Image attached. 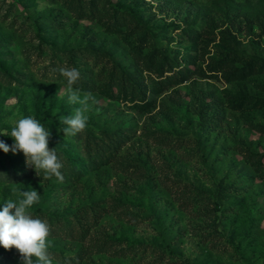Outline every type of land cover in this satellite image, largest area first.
<instances>
[{"label": "rangeland", "instance_id": "rangeland-1", "mask_svg": "<svg viewBox=\"0 0 264 264\" xmlns=\"http://www.w3.org/2000/svg\"><path fill=\"white\" fill-rule=\"evenodd\" d=\"M112 1L134 13L157 46L193 69L201 66L210 72L211 58L223 44L216 40L208 51H196L181 40L180 31L189 24L197 28L209 24L218 31L228 26L239 48L264 56V29L230 20L233 13H224L229 8L224 2L214 7L203 0L205 4L198 9L197 4L185 1L162 9L163 0ZM54 19L62 25H54ZM87 27L97 33L94 41ZM129 45L108 34L97 20L77 19L62 0H0V134H10L18 119L31 116L49 130V141L82 170L79 181L68 178L61 183L54 176L40 180L35 169L26 166L22 152L0 150L4 170L0 171V209L28 190L40 195L29 211L34 217L45 214L47 222L70 218L97 201L108 208L84 245L49 236L53 264H59V256L74 255L99 238L115 241V249L88 254L82 264H264V179L242 153H264V107L239 109L230 99L234 96L237 101L243 90L264 97L260 85L264 74L252 81L228 83L221 75L194 73L185 83L158 93L151 76L143 71L135 76L139 84L153 88L149 94L154 104L140 111L131 101L92 88L102 82L98 74L107 72L111 63L127 73L138 71ZM86 46L99 51L105 61L85 52L84 57H71L72 50L83 51ZM188 56L196 58V65ZM73 67L80 72L73 87L80 89L81 99L91 93L96 103L89 101L85 130L65 137L66 125L60 117L71 116L80 105L69 102L66 79L59 70ZM211 117L220 121L213 118L216 122L211 123ZM255 124H262V129ZM103 131L106 135L123 133L130 140L121 148L118 162L92 171L83 140L86 134L101 138ZM162 134L186 139V145L161 144L156 137ZM0 141L10 148L14 144L11 136L0 135ZM184 183L202 192L208 208L202 201L193 203L195 208L179 205L182 193L177 189ZM192 194L189 197L197 199L196 191ZM115 203L121 205L113 207ZM216 204L215 213L204 215L203 210H212ZM214 221L221 230L216 243L209 238ZM0 264H21L18 251L0 246Z\"/></svg>", "mask_w": 264, "mask_h": 264}, {"label": "trees", "instance_id": "trees-1", "mask_svg": "<svg viewBox=\"0 0 264 264\" xmlns=\"http://www.w3.org/2000/svg\"><path fill=\"white\" fill-rule=\"evenodd\" d=\"M62 1L67 10L77 19L97 20L101 28L108 34L129 41V47L135 60L134 66L138 71L127 73L118 64L111 63L109 64L110 66L107 72H100L98 74V78L101 79L102 82L94 83L92 88L104 93L108 97H118L121 98L122 101H131L140 111H146L154 104V98L150 97L151 91H154L153 88L150 89L137 82L139 78L135 75H139L143 71H147L151 76L153 82L152 85L155 86L154 89H157L158 93L185 83L194 73L213 78H220L221 75V77L228 83L234 81H252L256 76L264 74V56L255 55L245 49L239 48L237 36L228 26L218 31L216 28H212L209 24L202 28H197L196 26L189 24L180 31L181 40L189 42L196 51H208V46L216 40H220L223 44V46L219 45L217 56L211 58L212 61L208 66V71L210 72H207L201 66H197L193 69L190 65L183 64L179 59L174 58L173 55L168 54L162 48L157 46L149 31L137 16L125 8H121L119 4L112 0ZM185 1L187 3L191 2L197 4L198 6H195V8L198 7V9L205 4H201L203 0H163L159 5L162 9L168 6L169 8L173 6L178 7ZM205 1L211 3L214 7H219L221 3L224 2L229 6L228 11H225L224 13L228 16L233 13L230 20L237 19L239 22H245L251 29L255 26L264 29V0ZM51 22L56 26L62 25L61 22L56 19ZM87 33H90L92 41L97 37V33L89 27H87ZM78 49L71 51V57H84L85 53H87L88 56L94 57L95 60L105 61L104 57L100 58V52L90 46H86L83 51ZM186 59L196 65L195 57L188 56ZM142 79L144 80L143 77ZM260 85L264 87L263 83ZM237 97V101H234V96H230V99L231 103L233 105L236 104V107L239 109H244L245 107H250L252 105L264 107L263 96L250 94L248 91L243 90ZM214 105L219 107L218 102H215ZM203 109H208V105L206 104ZM213 118L216 119L217 122L220 121L219 118L217 119L215 117H211L210 120ZM210 120L209 122L211 123L216 122L215 120ZM255 126L262 129L263 125L255 124ZM156 139L159 143L168 146L178 145L179 147L180 145H186V139L177 138L174 140L169 135L165 134L157 136ZM129 140L130 137L123 133L106 135L103 131L101 138L92 137L91 135L86 134L83 141L85 148H87L86 156L91 170L95 171L102 165L111 162H118L119 152ZM48 145H50L49 149L55 148L57 152L58 159L62 163L60 171L64 180L66 181L68 178H72L75 181H79L78 176H81L82 170L77 168L75 161H73L71 156H69L62 148L55 145L53 141H49ZM242 153H244L246 161L250 163L256 174L264 179V153L252 152L249 150H242ZM15 170L17 174L23 173L22 170ZM0 171L4 172L2 167H0ZM7 173L11 172L9 171ZM38 174L40 180L47 179L45 178L43 170H40ZM182 187L183 188H179V190L177 189V191L182 193L179 196V200H181L179 205L181 207H185L186 209L195 208L193 203H201L202 201L203 207L208 208L209 201L206 203L204 202L206 198L198 188L195 186L191 187V184L189 183H184ZM195 191L196 194L194 196H196L197 199H191L189 196L193 195L192 193ZM100 203V201H97L94 204L85 205L73 213L70 218H58L55 220L51 219L49 222L46 221L50 227V236H61L65 239H70L84 245L90 235V230L98 226L107 213H109L108 208L100 205ZM116 203L113 207L121 205L120 203ZM218 207L219 205L216 204L212 210L206 209L205 211L203 210V213L204 215H208L210 211L215 213ZM43 217H45V214L42 213L40 217L34 218L44 220ZM220 236L221 230L219 229L218 224L214 221L213 232L210 234L209 238L216 243ZM115 244V241L99 238L90 242L87 247L77 251L74 255H61L56 259L59 264H82L88 254L104 253L114 250ZM144 247L147 248V246ZM123 251L124 250H120L118 252ZM52 254L54 253L52 252Z\"/></svg>", "mask_w": 264, "mask_h": 264}, {"label": "clouds", "instance_id": "clouds-1", "mask_svg": "<svg viewBox=\"0 0 264 264\" xmlns=\"http://www.w3.org/2000/svg\"><path fill=\"white\" fill-rule=\"evenodd\" d=\"M59 71L66 79L69 102L80 105L71 116L60 117V122L66 125L62 129L63 135L74 137L85 130L89 101L96 103V100L91 93L84 94L81 99L80 89L73 87L80 79L78 69L61 68ZM0 135L14 139L11 148L0 141V150L4 153L22 152L26 166L34 168L37 175L43 170L45 178L54 176L57 181H64L60 171L62 163L57 152L55 148L48 147L50 132L37 119L31 116L20 118L14 123L10 134L5 131ZM21 196L17 201H6L0 209V246L6 250L15 248L20 255L21 264H53L48 251L51 247L50 227L46 221L34 218L29 211L39 202L40 195L35 190H28L22 191Z\"/></svg>", "mask_w": 264, "mask_h": 264}]
</instances>
